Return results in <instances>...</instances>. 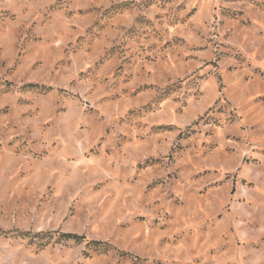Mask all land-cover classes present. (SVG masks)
Masks as SVG:
<instances>
[{
	"label": "rangeland",
	"instance_id": "374dc122",
	"mask_svg": "<svg viewBox=\"0 0 264 264\" xmlns=\"http://www.w3.org/2000/svg\"><path fill=\"white\" fill-rule=\"evenodd\" d=\"M0 264H264V0H0Z\"/></svg>",
	"mask_w": 264,
	"mask_h": 264
},
{
	"label": "trees",
	"instance_id": "16d2710c",
	"mask_svg": "<svg viewBox=\"0 0 264 264\" xmlns=\"http://www.w3.org/2000/svg\"><path fill=\"white\" fill-rule=\"evenodd\" d=\"M69 237H72L73 235H68Z\"/></svg>",
	"mask_w": 264,
	"mask_h": 264
}]
</instances>
